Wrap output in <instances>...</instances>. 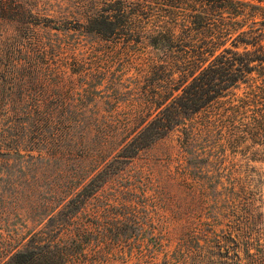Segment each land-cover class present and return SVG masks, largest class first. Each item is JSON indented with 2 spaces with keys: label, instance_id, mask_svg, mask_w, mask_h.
<instances>
[{
  "label": "rangeland",
  "instance_id": "obj_1",
  "mask_svg": "<svg viewBox=\"0 0 264 264\" xmlns=\"http://www.w3.org/2000/svg\"><path fill=\"white\" fill-rule=\"evenodd\" d=\"M25 1L36 11L35 38L46 49L34 50L24 39L25 20L0 17V260L23 246L56 211L52 187L66 184L79 166H95L90 154L97 124L107 123L111 132L147 99L144 88L140 91L133 82L139 74L133 52L80 28L62 27L83 20L94 5ZM91 44L107 51L100 57L89 54ZM74 54L84 57L90 73L74 71ZM179 133L172 130L141 150L86 200L80 217L94 231L143 234L105 243V248L118 249L106 264H160L163 252L148 239L150 233L159 234L162 246L171 250L182 234L203 221L217 227L234 212L243 214L247 197L253 201L256 226L264 230V144L247 139L219 168L204 161L193 193ZM39 152L49 159L34 156ZM123 214L131 225L118 224L116 217Z\"/></svg>",
  "mask_w": 264,
  "mask_h": 264
},
{
  "label": "trees",
  "instance_id": "obj_2",
  "mask_svg": "<svg viewBox=\"0 0 264 264\" xmlns=\"http://www.w3.org/2000/svg\"><path fill=\"white\" fill-rule=\"evenodd\" d=\"M79 2L94 5L95 11L62 27L80 28L133 52L139 73L133 82L144 88L139 90L147 99L111 132L107 123L97 124L95 152L90 154L95 166H79L74 178L51 188L56 211L0 264H106L118 249L105 248V243L143 236L94 231L80 213L114 173L172 130L180 132L193 193L200 185L198 167L204 161L210 159L219 168L247 139L264 144V0ZM0 17L25 20L24 39L34 50L46 49L35 38L33 26L39 20L27 1L0 0ZM105 50L103 45L88 47L96 57ZM75 57L74 71L90 73L84 57ZM34 156L49 159L41 152ZM252 202L247 197L244 213L234 212L217 227L210 228L206 221L192 227L171 250L162 246L159 234L150 233L148 239L163 252L160 264H264V230L256 226ZM116 219L121 225L130 223L127 214Z\"/></svg>",
  "mask_w": 264,
  "mask_h": 264
}]
</instances>
